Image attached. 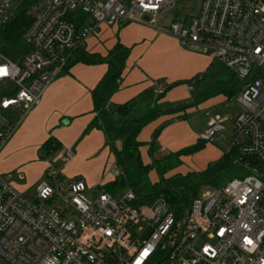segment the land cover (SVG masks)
<instances>
[{
  "label": "built area",
  "instance_id": "1",
  "mask_svg": "<svg viewBox=\"0 0 264 264\" xmlns=\"http://www.w3.org/2000/svg\"><path fill=\"white\" fill-rule=\"evenodd\" d=\"M174 7L175 0H0V30L25 8L31 20L21 36L27 52L13 61L0 51V85L15 87L0 93V155L102 25L142 23L183 48L211 50L239 80L244 105L235 117L210 116L198 136L211 141L228 130L239 176L194 198L180 222L161 198L136 206L131 188L118 196L68 181L54 164L34 198L0 174V257L7 264H152L166 247L157 264H264V0H199L196 15L162 24ZM170 85L155 80L153 93ZM73 156L69 149L60 159ZM109 172L122 175L117 165Z\"/></svg>",
  "mask_w": 264,
  "mask_h": 264
},
{
  "label": "crops",
  "instance_id": "2",
  "mask_svg": "<svg viewBox=\"0 0 264 264\" xmlns=\"http://www.w3.org/2000/svg\"><path fill=\"white\" fill-rule=\"evenodd\" d=\"M165 35L169 36L168 46L161 43V38L166 37ZM119 42L128 48L129 55L120 88L109 103L113 109L128 101H136L144 95L148 97L149 91L153 96L151 103L155 98L152 90L155 80L169 78L172 84L189 81L198 74L203 76V72L214 59L207 51L183 48L169 34L149 25L133 22L115 26L102 25L96 34L87 39L84 47L89 53L105 56ZM107 71V64L83 63L64 70L46 90L40 105L22 122L0 155V174L10 173V181L19 192L27 196L34 192L36 195V186L49 173L51 164L61 171L64 179L75 181L81 178L92 187L105 186L116 180L109 172L116 165V160L107 144L105 133L94 128L86 134L87 128L96 118L93 90ZM187 86L190 90L191 87L184 83L175 87L183 88L181 92H184ZM174 88L166 93L162 102H173L181 97V93L180 96L176 94ZM169 119L170 116H162L144 127L149 129L148 142L155 129ZM185 121L174 119L160 131L155 140L159 147L155 146L154 158L178 152L197 142L200 133H196ZM50 138L60 142L62 149L60 153L57 152L58 155L56 153L44 159L41 147ZM69 149L74 156L65 162L60 157ZM146 149L148 160L144 162L147 163L150 161V153L148 147Z\"/></svg>",
  "mask_w": 264,
  "mask_h": 264
},
{
  "label": "trees",
  "instance_id": "3",
  "mask_svg": "<svg viewBox=\"0 0 264 264\" xmlns=\"http://www.w3.org/2000/svg\"><path fill=\"white\" fill-rule=\"evenodd\" d=\"M73 21L77 22L75 19ZM30 23L31 20L25 8L17 18L0 30V51L9 59L18 61L27 52L28 47L22 41L21 36ZM128 55V48L120 42L105 56L89 53L84 47L78 49L72 55L67 69L78 63L108 65L107 73L92 93L96 118L87 128L86 134L94 128L103 130L107 138V144L114 154L116 165L122 171L119 178L104 186L108 192L117 195L120 191L131 188L137 196L134 203L136 206L151 205L155 200L161 198L174 213L176 222H180L186 216L193 199L198 197L202 186L212 188L223 186L231 179L233 173L239 171V167L234 164L231 152L226 151L217 160L208 163L203 170H191L183 174L175 173L166 176L181 164V157L196 154L203 149L206 141L197 139L195 144L178 152L154 158L155 140L166 125L173 122L174 119L185 120L189 112L196 106L217 97L223 98L224 101L235 98L240 91V83L232 73L231 80L219 83L211 89L198 91L192 96L189 103L169 104L162 102L161 100L166 93L175 86L184 83L192 87L196 84L192 83L194 77L186 82H176L171 84L164 94L155 95L150 103L151 106L145 113L134 117L132 113L136 103L133 100L119 105L116 109L109 106L111 98L120 88L119 81L121 82ZM162 116H170L171 119L165 120L155 129L150 142L143 143L139 141L138 136L142 129ZM115 141H120V149L114 146ZM143 146L148 147L150 153V161L147 163L141 159L140 148ZM61 149L62 144L56 139L50 138L41 147L42 158L48 159ZM153 170L158 174V181L152 185H147L145 179L148 173ZM166 253H168V247L157 249L152 264L161 262Z\"/></svg>",
  "mask_w": 264,
  "mask_h": 264
},
{
  "label": "rangeland",
  "instance_id": "4",
  "mask_svg": "<svg viewBox=\"0 0 264 264\" xmlns=\"http://www.w3.org/2000/svg\"><path fill=\"white\" fill-rule=\"evenodd\" d=\"M198 7H199V0H175L174 9L170 13L164 16V19L162 20L161 23L167 25L172 15L173 16L178 15L180 19H183L184 17L190 18L197 14ZM156 34H158V32H156ZM165 36L166 37L161 38V43L165 44L164 46H168V44L170 43L168 39L169 36L168 35H165ZM206 53L211 54V55L213 54L211 50H208ZM203 73L204 75L202 79L198 81L196 84H194L190 90L188 89V86H187L186 91L184 89V92H181L183 88L175 87L176 89L174 88L175 89L174 92H177L176 94H178L179 96L181 93V97L177 98L173 102L172 101L170 102L167 101V102L169 104L170 103L171 104L189 103L192 99V96L198 91H202V90L204 91L205 89H211L219 83H224V82L231 80V77L233 76L231 71H229L225 66H223L217 60H214V59L212 60V62L209 64V66L205 69ZM161 79L170 80L169 78H161ZM14 88L15 87L13 84L0 85V93H6V94L11 93L14 91ZM151 93L152 92L149 91L148 97L144 95L143 97L135 101L136 105L132 113L134 117L142 115L151 106L150 100H151V97H153ZM173 93L172 95L178 97V95L173 94ZM114 108H116V106H114ZM242 111H244V105L238 100L237 97L229 101H224L223 98L217 97L210 103H205L203 105L200 104L196 106L195 108H193L192 111L189 112L188 117L185 119L186 120L185 123H187L196 133L197 132L201 133L206 129V122L210 116L235 117L237 114H239ZM227 126L229 127V124H227ZM148 130L144 128L143 131H141L138 136L145 143H148V137H149L147 136ZM114 146L120 149L121 148L120 141H115ZM155 146L158 148L159 147L158 143L155 144ZM229 148H230V136H229L228 130H224L217 137L213 138L211 141H206L203 149L197 152L196 154L181 157L180 158L181 164L178 167H176L173 171L169 172L166 176L173 175L175 173L183 174L191 170L200 171L202 170L201 168L203 167L205 168L208 163L217 159L223 152H226ZM58 153L56 155H58ZM140 153H141V159L143 160V162L147 161L148 154H147L146 146H143L140 148ZM238 173L239 172L237 171L233 173L231 175V178L238 177L239 176ZM2 175H7V176L10 175L11 177L10 173H5V174L3 173ZM48 175L49 173L45 176V178H43V180H40L38 182V185L36 186V190H37V187L42 182H44V180H47ZM157 181H158V174L155 170L148 173L145 179V183L147 185H152L156 183ZM211 189L212 187L210 186H202L199 190V195H202ZM125 191L126 189L120 191V193H118L117 195L121 196L125 193ZM33 193L29 194L28 197L34 198L35 193L34 194ZM0 264H7L6 261L2 257H0Z\"/></svg>",
  "mask_w": 264,
  "mask_h": 264
}]
</instances>
